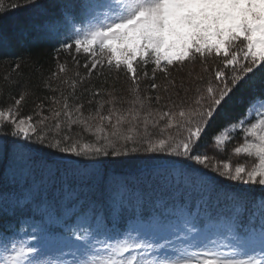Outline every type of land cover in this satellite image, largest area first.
Wrapping results in <instances>:
<instances>
[{
	"label": "snow or ice",
	"instance_id": "1",
	"mask_svg": "<svg viewBox=\"0 0 264 264\" xmlns=\"http://www.w3.org/2000/svg\"><path fill=\"white\" fill-rule=\"evenodd\" d=\"M31 3L41 7L37 0ZM78 18L82 27L76 29ZM61 23L71 24L73 33L56 47V70L42 81L47 94L32 102L28 115L21 114L27 91L0 107V144L11 138L24 154L29 143L63 154L66 167L59 178L66 199L79 201L85 193L91 208L95 201L87 197L100 193L113 211L130 204L153 208L150 220L140 213L142 233L135 228L110 232L104 217L97 214L93 225L87 213L82 215L84 232L103 248L95 249L86 235L74 233L77 241H87L80 245L87 258L79 264H264V197L259 198L257 225L251 222L256 212L244 207L240 191H230L238 203L226 218L213 223L211 213H204L208 227L217 230L215 237L201 232L200 213L188 206L193 195L198 207L207 205L217 187L201 168L231 182L260 186L264 192V113L259 119L238 121L242 141L232 151L245 157L243 161H221L218 166L198 151L240 82L264 72V0H69L60 18L43 27L52 35ZM73 48L77 55L69 67L60 62L59 53L71 54ZM81 53L82 65L77 58ZM210 59L215 61L211 72ZM197 61L205 75H173L183 71L185 62ZM20 66L16 62L12 70ZM113 73L117 80L123 75L128 81L125 92L105 87ZM93 77L101 80L100 86H93ZM213 141L231 142L228 127L214 134ZM132 155L149 157L151 166L134 176L105 179L110 169ZM165 156L170 159H159ZM45 170L49 178L58 177L54 163ZM154 186L158 195L153 200ZM48 208L51 215L55 205ZM177 213L178 222L165 223ZM244 213L248 223L241 219ZM221 228L227 232L223 239ZM0 249V264H41L43 252L35 244L5 237Z\"/></svg>",
	"mask_w": 264,
	"mask_h": 264
},
{
	"label": "trees",
	"instance_id": "2",
	"mask_svg": "<svg viewBox=\"0 0 264 264\" xmlns=\"http://www.w3.org/2000/svg\"><path fill=\"white\" fill-rule=\"evenodd\" d=\"M41 7L31 3V0H0L2 8H0V107L13 103V98H18L20 94L27 91L26 102L24 103L21 114L28 115L32 113L33 101L38 97L42 98L47 94L42 81L54 70H56V47L62 42L68 40V37L59 35L58 32L49 35L44 29L46 21L59 19L61 9L69 3V0H37ZM17 7L13 8L12 5ZM70 42V41H69ZM77 54L74 48L70 53L60 52V62L66 63L72 67V56ZM85 54L78 55L81 65L84 63ZM218 59V58H217ZM20 62V68L13 71L14 64ZM186 67L183 71H175L173 75L178 79L186 77L189 72L193 77L196 75H205L202 71V65L199 61L193 63L185 62ZM215 61L210 59L208 62L209 71L211 72ZM152 65H148V71L151 72ZM83 73L85 69L80 68ZM9 80H5V76ZM162 74H158L160 76ZM251 80L241 81L237 90L231 95V99L222 105V109L218 111L214 118L215 122L210 124L207 132L204 134L198 151L201 154H207L211 158L214 165L219 166V162H230L236 165L238 161H243L245 157H236L233 148L238 146L242 141L241 131L238 128V121L242 118L248 119L253 107L264 101V72L256 71ZM10 81H16L10 84ZM145 83H147L145 81ZM101 80L93 77V86H100ZM128 81L120 76L116 79L113 73L109 78L105 87L111 88L113 85L118 93L125 92ZM236 123L234 132L230 134L231 142L225 145H216L213 141V135L221 129ZM235 137V139H231ZM91 141L90 136L85 137ZM15 143H21L15 141ZM28 154L19 152L14 147L11 138L5 143L0 144V236L13 233L22 227L24 221L35 217L36 209L44 207L46 216L59 218L65 206L80 209L82 215L87 213L91 219L96 220L97 214L105 218L110 232L119 233L126 224L133 218L136 209L144 212V219L151 217L153 212L152 206L146 205L143 209L133 207L134 211L116 210L110 207L107 197L96 193L87 197L88 201H95V207H89L85 202V193H81L79 201L65 198L67 193L62 188V181L59 178L63 175L66 167V160L61 159L63 154L39 144H28ZM159 159H170V157H160ZM124 162L114 169L109 170L110 177H128L139 173L142 168L150 167L152 161L144 155H132L123 158ZM55 164L58 168V177L49 178L45 165ZM252 159L248 158V166H251ZM179 167V166H178ZM201 172H205L208 177L216 181L217 187L213 189L211 199L209 200L208 212L217 214L218 217L226 216L225 208H232L238 201L234 197H230V191L239 190L240 195L244 198V207L251 211H258L259 198L264 197V192L260 186L242 185L231 182L225 178H221L217 173L206 171L201 168ZM157 191L153 193L152 199L158 195ZM29 191L33 192V196H29ZM198 198L193 195L189 202V209L194 212L197 206ZM49 204L55 205V211L49 214ZM208 205V204H207ZM199 207H205L203 204ZM207 208L202 211L204 215ZM223 212V213H221ZM135 217V216H134ZM40 216H38V219ZM47 218V217H45ZM213 218V217H212ZM244 221L248 220V213L241 216ZM201 224V223H200Z\"/></svg>",
	"mask_w": 264,
	"mask_h": 264
},
{
	"label": "rangeland",
	"instance_id": "3",
	"mask_svg": "<svg viewBox=\"0 0 264 264\" xmlns=\"http://www.w3.org/2000/svg\"><path fill=\"white\" fill-rule=\"evenodd\" d=\"M81 27L82 25L79 23L78 18V21L75 24V28L79 29ZM83 27H87V21H85ZM56 32H58L59 35L69 37L73 33V26L71 24L61 23L57 27ZM261 113H264V101L257 103L253 107L251 113L249 114L248 120H252L253 117L255 119H259ZM228 132L229 134H232L234 132V129L232 128L228 130ZM209 205L210 204L208 202V205H204L205 207H195L194 212L198 211L201 215L202 211L205 208H207L205 212H208L210 208ZM135 206V204L125 205L122 209L119 210L134 211L133 207ZM65 207L66 208L61 212L62 215L59 218L53 216H46V213L44 212V207L36 209L37 211L35 212V217L33 219L24 221L22 227L18 230H15L13 233L5 236H0V243L3 242L5 237H7L10 242L23 241L28 245H37L38 249L42 250L43 252V256L41 257V264H79L80 261L87 258L85 254V249L83 247H80V245H86L87 241H77L74 233L78 235H86L88 237V240H91L92 243L95 245V249H102L103 244L97 240H93L90 232H84L83 227L81 226L80 217L82 216V214L79 208L74 209L72 208V206L67 205ZM67 209H72V211H67ZM229 209L230 208L224 207L225 213L221 212L226 215L225 218L229 213ZM138 215L139 212L136 209V211H134L135 217L131 215L130 217L133 218L128 222V224H126L123 229L125 233H127L133 228H135L136 233H142L145 231V228L137 224V220L139 219ZM38 216H40L39 219ZM88 217V223H92L94 225L95 221L91 219L90 215H88ZM211 217H213V223H220L221 218L215 220V218L218 217L217 214L213 213L211 214ZM150 219L151 217H149L147 220ZM178 220L179 215L177 213L165 218V223L169 221L176 223L178 222ZM243 222L248 223L249 221L243 220ZM251 222L258 225V211H256V216ZM200 223L198 224V228L201 230V232L208 235L209 237H215L217 230L215 228L208 227L209 221L208 219L204 218V215H202ZM118 231L121 230L118 229ZM219 232L221 234V239L227 236V232L223 228L219 229ZM103 239L104 237L100 238V240ZM173 239H175V237H173ZM0 254H2V249H0Z\"/></svg>",
	"mask_w": 264,
	"mask_h": 264
}]
</instances>
